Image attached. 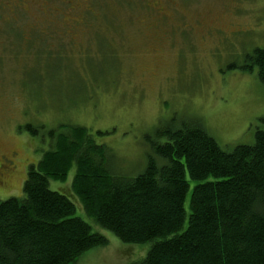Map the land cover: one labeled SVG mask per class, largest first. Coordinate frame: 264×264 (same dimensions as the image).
Returning <instances> with one entry per match:
<instances>
[{"label": "rangeland", "instance_id": "1", "mask_svg": "<svg viewBox=\"0 0 264 264\" xmlns=\"http://www.w3.org/2000/svg\"><path fill=\"white\" fill-rule=\"evenodd\" d=\"M161 1L0 9V155L16 151L13 168L0 176V200L22 195L29 166L48 149L45 130L60 124L85 126L105 144L114 170L128 175L142 171L144 136L158 125L198 118L226 150L252 143L255 130L264 129V86L255 68H240L247 53L264 45V0H176L175 10L157 11ZM177 19L192 28L173 31ZM73 25L80 28L73 39L55 31ZM96 27L105 28L101 44L87 39ZM26 123L45 129L34 135L21 128ZM75 170L50 179L49 187L69 194L75 214L108 240L75 264L142 258L148 243L122 242L86 214L73 193Z\"/></svg>", "mask_w": 264, "mask_h": 264}, {"label": "trees", "instance_id": "2", "mask_svg": "<svg viewBox=\"0 0 264 264\" xmlns=\"http://www.w3.org/2000/svg\"><path fill=\"white\" fill-rule=\"evenodd\" d=\"M240 68H255L264 86V45ZM21 128L38 135L45 126ZM45 133L48 149L29 166L22 195L0 200V264H75L107 245L75 214L70 195L49 187L72 165L86 214L122 242L148 243L132 264H264V129L226 150L198 118L158 125L144 136L146 161L135 175L117 173L83 125Z\"/></svg>", "mask_w": 264, "mask_h": 264}, {"label": "flooded vegetation", "instance_id": "3", "mask_svg": "<svg viewBox=\"0 0 264 264\" xmlns=\"http://www.w3.org/2000/svg\"><path fill=\"white\" fill-rule=\"evenodd\" d=\"M85 1L88 0H0V9H11L10 11L16 10L20 8L21 6H27L30 4V6L34 9H37V6L39 7H45L46 10H54L59 9L60 7H66L69 10H76L79 7L84 6ZM160 5V8H157V11L164 10L165 6H168L169 9L175 10L176 9V0H164L161 3H157ZM150 8H154V5H150ZM164 14V13H162ZM164 17L166 15L164 14ZM178 23H181L179 26H176L173 31H180L181 33H185L187 29L188 22L181 21L180 19H177ZM77 23H79L77 21ZM192 28V26H189ZM35 29H40L36 27ZM43 29V28H42ZM41 29V30H42ZM80 28L76 26H63V27H56L55 31L59 34L63 35V38H66V36L71 37L72 39L76 37L77 32H79ZM93 32L90 29V35L87 36V39L90 38V40H94L93 42L101 44L106 39V36L103 35V32L101 30H104L105 28L96 27L92 28ZM84 34V33H83ZM72 35V36H71ZM85 35V34H84ZM102 40V42H100ZM99 41V42H96ZM108 51V50H107ZM8 155V156H7ZM16 155L15 150H11L9 154H1L0 155V176L5 177V173L13 168V160L11 157Z\"/></svg>", "mask_w": 264, "mask_h": 264}]
</instances>
